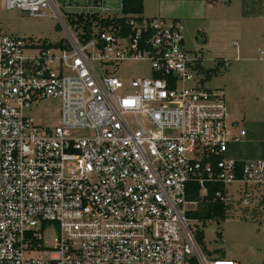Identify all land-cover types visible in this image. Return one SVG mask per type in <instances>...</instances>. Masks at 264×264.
<instances>
[{
  "label": "built area",
  "instance_id": "1",
  "mask_svg": "<svg viewBox=\"0 0 264 264\" xmlns=\"http://www.w3.org/2000/svg\"><path fill=\"white\" fill-rule=\"evenodd\" d=\"M4 4L66 37L0 35V264H238L205 253L188 213L210 187L227 214L264 209V159L231 155L246 132L225 93L201 86L180 21L126 15L123 0ZM78 16L98 19L90 39ZM130 62L149 76L118 77ZM46 100L56 126L32 116Z\"/></svg>",
  "mask_w": 264,
  "mask_h": 264
},
{
  "label": "rangeland",
  "instance_id": "2",
  "mask_svg": "<svg viewBox=\"0 0 264 264\" xmlns=\"http://www.w3.org/2000/svg\"><path fill=\"white\" fill-rule=\"evenodd\" d=\"M4 1L0 0V35L48 42L66 37L56 18H32L7 10ZM254 1L215 0L200 4L189 0H144L143 14L145 18L179 20L185 51L189 57L198 55L206 69L225 62L204 87L225 93L229 119L235 122L233 133L239 135L244 130L247 134L233 146L231 155L248 160L264 159V10ZM149 74L147 62H130L123 64L118 77L126 80ZM59 108L58 101L46 100L32 116L37 123L56 126ZM203 232L205 246L215 256H225L239 264H264V209L257 215L233 209L225 221L208 222ZM57 235L56 229L46 232L45 245L52 246Z\"/></svg>",
  "mask_w": 264,
  "mask_h": 264
},
{
  "label": "trees",
  "instance_id": "3",
  "mask_svg": "<svg viewBox=\"0 0 264 264\" xmlns=\"http://www.w3.org/2000/svg\"><path fill=\"white\" fill-rule=\"evenodd\" d=\"M189 1H201L206 4H212L215 2V0H189ZM124 2V14L126 15H139L141 18L143 17L144 14V0H123ZM77 23H83L86 22L88 23L85 26L86 30V39H90L92 37V32H91V22L97 21L98 19L96 17L91 18V17H85V16H78L76 18ZM116 20V21H115ZM75 21V20H74ZM124 21V19H104V20H99L101 26H109L112 24H115V22H120ZM202 60V59H201ZM221 66H224L223 62H219L215 68L213 69H206L203 64H198L196 67V71L199 76H204L202 77V80L200 81L201 86L203 87L206 81H210L214 75L217 74L219 71V68ZM198 190L199 187L197 185H193L192 187V192L189 194L188 199L190 201H197L198 200ZM213 187H210V193H209V198L205 200L203 203H200L197 210L189 212L188 217L191 220H195L198 223H200V227H197L196 231V238L201 246V248L207 253L209 256H215L214 252H210L207 250L205 243H204V232L203 228L206 226L208 222L214 221V220H219V221H225L226 216H227V208L224 206V204L214 201L213 198ZM254 214H259L258 210L254 211ZM217 236L221 238V233H217ZM224 257V256H222ZM193 264H196L193 262Z\"/></svg>",
  "mask_w": 264,
  "mask_h": 264
},
{
  "label": "crops",
  "instance_id": "4",
  "mask_svg": "<svg viewBox=\"0 0 264 264\" xmlns=\"http://www.w3.org/2000/svg\"><path fill=\"white\" fill-rule=\"evenodd\" d=\"M199 3L200 4H203L204 2H201V1H199ZM254 5L255 6H259L260 8H262V10H264V8H263V6H264V1L262 2L261 0H255L254 1ZM261 15V14H260ZM262 15H264V14H262ZM177 20V19H176ZM261 54H263L264 55V51H261ZM246 136H247V134H246ZM225 257V256H224ZM239 264V263H238Z\"/></svg>",
  "mask_w": 264,
  "mask_h": 264
},
{
  "label": "snow or ice",
  "instance_id": "5",
  "mask_svg": "<svg viewBox=\"0 0 264 264\" xmlns=\"http://www.w3.org/2000/svg\"><path fill=\"white\" fill-rule=\"evenodd\" d=\"M132 102H129V101H125V104H131Z\"/></svg>",
  "mask_w": 264,
  "mask_h": 264
},
{
  "label": "clouds",
  "instance_id": "6",
  "mask_svg": "<svg viewBox=\"0 0 264 264\" xmlns=\"http://www.w3.org/2000/svg\"><path fill=\"white\" fill-rule=\"evenodd\" d=\"M129 102H132V101H129Z\"/></svg>",
  "mask_w": 264,
  "mask_h": 264
}]
</instances>
